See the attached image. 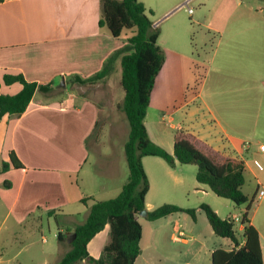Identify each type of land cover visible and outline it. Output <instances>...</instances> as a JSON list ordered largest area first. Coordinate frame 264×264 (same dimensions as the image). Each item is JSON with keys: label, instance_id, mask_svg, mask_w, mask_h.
I'll use <instances>...</instances> for the list:
<instances>
[{"label": "crops", "instance_id": "1", "mask_svg": "<svg viewBox=\"0 0 264 264\" xmlns=\"http://www.w3.org/2000/svg\"><path fill=\"white\" fill-rule=\"evenodd\" d=\"M101 9V0H0V93L15 95L21 90L18 83L5 85L2 81L4 75H21L27 82L37 85L50 84V91L35 92L26 111L20 116L0 117V208L5 211V219L10 221L11 227L22 226L29 218L35 216V213L40 212L41 215L47 214L54 216L55 219L62 218L69 226L66 229L61 228L60 231L66 233V230H69L72 233L77 225L85 221L75 224L76 215L84 213L86 219L88 208L95 201L115 198L121 192L123 184L112 188V183L119 174L115 159H110V156L114 157V152L111 150L109 155L102 156L100 142L97 139L94 140L95 151L99 155L96 167L104 176L102 186L95 185L94 178L86 168L89 164L87 142L99 125L101 109L95 105L96 102H90L89 98H85L81 105H77L69 101L73 100V95L65 97L63 93H54L55 89L59 88L55 84L56 81H62L64 86L70 81L74 88L91 85H81L76 80L92 76L102 68L112 53L123 47L121 38H113L105 27L98 26ZM179 64V61H175L167 67L166 62L164 63L158 74V76L163 74L165 70L164 96L158 99L157 94H154L157 76L144 120L151 141L168 153H172L175 138L172 137L173 133H170L168 138L163 132L164 115L160 112L177 102L174 94L169 93V89L173 84L176 85L175 82L179 85L182 83L177 77ZM212 69L213 67H209V71L205 72L206 77L197 84L199 90L190 101L191 104L197 105L190 114L197 115L201 110L204 116L208 114L210 121L212 116L220 126L215 114L218 112L211 108V91L206 92L205 89L206 84L211 83V79L206 78L211 77ZM114 71L119 85L121 75L119 59L114 62L111 74L95 84L109 83ZM79 96L84 98L83 95ZM120 103H115V106ZM246 105L239 99L233 106L234 113H237L235 118L237 123L246 115L245 112L248 111ZM231 111L230 106L225 104L223 114L225 125L230 121ZM201 121L203 122V119ZM114 125L107 121L104 128L107 127L109 133H113ZM171 129L177 131L178 127L174 126ZM180 133L187 135L184 138L204 155L210 153L214 160L210 156L209 158L214 163L238 160L244 163V173L251 168L242 159L245 143L241 133L233 134L224 127L225 144L215 148L210 147L202 131L194 126H189ZM11 152L21 162L23 169L10 167L6 172H1L2 164L9 162ZM142 165L149 182L145 198V207L149 211L157 207L148 200L150 194L153 193L154 196V191L160 193L170 191L172 198L160 203L177 205L183 209H191L183 205L181 199L189 198L192 190L198 194L205 192L203 188L195 187L186 179L184 172H190V169H184L186 165L176 162L174 167H170L163 159L152 156L143 157ZM149 169L152 170V174H149ZM255 179L258 207H262L264 195L259 198L258 191H264V188L259 189L261 184L257 178ZM105 180L109 182L106 183ZM110 194L113 196L105 198ZM258 211L256 209L250 216L248 215V219L258 232L264 264V233L257 225L260 221L256 222ZM137 219L139 221V217ZM106 229L107 227L87 244V251L93 258H98L107 243H102L101 237ZM241 230L242 225L239 227V231ZM174 236L172 234V238ZM64 238L63 242L67 236ZM104 239L106 241L105 237ZM176 242L183 245L190 243L185 238ZM152 257L153 255H144L140 242V254L134 264H156Z\"/></svg>", "mask_w": 264, "mask_h": 264}, {"label": "rangeland", "instance_id": "2", "mask_svg": "<svg viewBox=\"0 0 264 264\" xmlns=\"http://www.w3.org/2000/svg\"><path fill=\"white\" fill-rule=\"evenodd\" d=\"M138 1L143 3L146 15L153 26L155 24L159 29L157 44L164 51L167 67L175 61L180 62L177 77L182 83L179 85L175 82L176 85L173 84L169 89V93L174 94L177 102L160 112L164 115L163 132L168 138L170 133L176 138L181 130L194 126L202 131L212 148L225 144L224 127L233 134L241 133L245 143L242 159L251 167L244 173L245 183L242 192L252 200L248 215L250 216L256 209L259 210L256 222L260 221L257 225L264 233V205L258 207L255 179L257 178L262 186L259 189L264 188V154L259 151V146L264 145V0H190L188 5H183L186 0ZM188 9L192 12L188 13ZM131 33L125 31L121 37L124 45ZM209 67H213V72L211 77L206 78L211 79V83L208 82L205 89L206 92L211 91V108L218 112L215 114L220 126L212 116L211 121L208 114L204 116L201 110L197 115L190 114L197 105L191 104L190 101L197 94L199 90L197 84L206 77L205 72ZM164 71L158 76L154 89L158 99L163 98L165 92ZM116 76L114 71L109 83L85 85L81 88L72 87L70 81L66 82L65 86L62 81H56L55 84L59 88L54 91L55 94L63 93L65 97L73 95V100L69 101L77 105H81L85 98H89L90 102H96L95 105L101 109L99 125L87 142L89 164L86 168L94 178L95 185L102 186L104 176L99 173L96 163L99 155L95 151L94 140L97 139L100 142L102 156L109 155L111 150L114 152V157L110 156V159H115L119 174L114 179L112 188L124 184L128 176L122 145L127 139L129 126L123 112L115 106V103L123 101L124 95ZM239 99L242 104H247L248 111L237 123L235 120L237 113H234L233 106ZM225 104L232 110V116L226 125L223 115ZM107 121L115 124V132L109 133L107 127L104 128ZM174 126L178 127L177 131L171 129ZM185 134L181 135L186 137ZM154 139L156 140L155 137ZM206 154L208 158L210 156L214 160L210 153ZM254 160L263 166L262 171L255 168ZM184 167L190 169V172H184L189 183L205 191L198 194L192 190L189 198L181 197L183 205L196 209V221H192L185 213L173 214L157 223L139 217V223L143 227L141 249L144 255H153L156 264H211L210 250L231 248L228 239L213 234L205 214L198 209L201 204L210 206L220 218L233 220L236 235L239 237L241 235L240 220L246 204L236 206L230 200L216 196L206 186L197 183L194 177L197 170L195 165ZM149 174H152L150 169ZM84 177L83 175L82 179ZM154 193V196L153 193L150 194L148 200L153 206H157L156 208L168 204L160 203L163 200L172 198L168 190ZM112 196L110 194L105 198ZM74 219L75 224H79L85 220V214L76 215ZM67 226L69 224L62 218L55 219L54 216L41 215L37 212L22 226L11 227L10 221L5 219V211L0 208V264H55L66 249H69V236L65 242L60 243L57 239L60 229H66ZM178 230L183 231V238L190 241L188 245L173 241L172 234L177 236ZM103 233L102 243L109 239L108 227Z\"/></svg>", "mask_w": 264, "mask_h": 264}, {"label": "trees", "instance_id": "3", "mask_svg": "<svg viewBox=\"0 0 264 264\" xmlns=\"http://www.w3.org/2000/svg\"><path fill=\"white\" fill-rule=\"evenodd\" d=\"M101 3L99 27H105L115 39L121 38L125 31L132 33L126 38V44L112 53L99 71L76 82L92 85L101 81L111 74L114 62L119 59V85L124 95L117 109L123 112L129 126L123 144L128 176L121 192L115 198L95 201L88 208L85 221L77 225L72 233L69 230L66 233L59 231L57 239L60 243L64 241L65 235L70 240L69 249L56 264H134L140 254L142 237V227L137 217L146 210L145 198L149 190L142 165V158L146 156L159 157L170 167H174L176 162L180 165H195V180L198 184L236 206L246 204L240 220V237L233 228V220L220 218L206 204L199 206L213 234L231 242L230 249L217 248L212 251L211 264H263L259 235L248 219L252 200L242 192L245 183L244 163L238 160L214 163L185 139L181 135L183 133L177 134L172 153L151 141L144 120L155 80L165 63L164 51L157 44L159 29L153 26L143 3L138 0H101ZM2 81L7 86L18 83L21 90L15 95L0 93V117L20 116L26 111L35 92L50 91V84L30 83L21 75H4ZM10 167L23 169L12 152L9 162L2 164L1 172H6ZM176 213L188 214L192 221H196V209H183L173 204H163L147 211L145 219L154 222ZM105 227H108L109 239L98 258H93L87 251V244Z\"/></svg>", "mask_w": 264, "mask_h": 264}, {"label": "built area", "instance_id": "4", "mask_svg": "<svg viewBox=\"0 0 264 264\" xmlns=\"http://www.w3.org/2000/svg\"><path fill=\"white\" fill-rule=\"evenodd\" d=\"M189 1L190 0H186L183 5H188ZM191 12H192V10L188 9V13H191ZM259 151L264 154V145H260L259 146ZM253 165L255 166V168L257 170H259V171L263 170V166L258 161L254 160ZM263 195H264V191L263 190H259L258 191V197L260 198ZM183 237H184V234L182 232H178L177 236H174L173 240L174 241H180V239H182Z\"/></svg>", "mask_w": 264, "mask_h": 264}, {"label": "water", "instance_id": "5", "mask_svg": "<svg viewBox=\"0 0 264 264\" xmlns=\"http://www.w3.org/2000/svg\"><path fill=\"white\" fill-rule=\"evenodd\" d=\"M146 216H147L146 210L138 214V217L146 218Z\"/></svg>", "mask_w": 264, "mask_h": 264}]
</instances>
